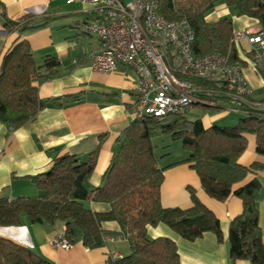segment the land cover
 <instances>
[{"label": "trees", "instance_id": "16d2710c", "mask_svg": "<svg viewBox=\"0 0 264 264\" xmlns=\"http://www.w3.org/2000/svg\"><path fill=\"white\" fill-rule=\"evenodd\" d=\"M219 2L238 16L257 19L264 29V0H159V11L167 19L189 21L195 34L194 55L219 53L228 56L231 62L240 61L232 41V19L223 17L209 21L206 18ZM2 9L0 2L1 14ZM4 26L20 32L33 27L28 20L22 23L7 17H4ZM60 65V59L55 56H47L38 64L26 39L17 42L3 56L0 121L9 132L34 120L48 105H63L79 99L78 95L49 99L39 96V84L58 74ZM255 101L264 103V98ZM248 110L241 112L244 117L234 126L214 123L205 127L201 119H189L187 112L163 118H136L118 137L119 148L113 154L101 184L94 188L88 182L99 146L86 160L77 154H57L47 171L31 177L39 190L36 197L0 198V226H19L22 216H27L31 223L63 222V234L69 243L81 242L87 248L95 249L105 244L103 223L115 221L130 252L118 258L109 255L106 264H180L176 242L166 236L150 238L149 226L165 224L190 241L209 231L219 242L223 240L220 220L201 202L193 187H188L190 207H164L161 203L165 170L176 164L190 163L210 197L223 202L234 195L242 200V211L229 225L231 260L264 264V243L255 201V194L261 187L257 173L263 164L254 162L245 166L238 162L247 148L250 134L256 138V151L264 155V106L249 107ZM154 131L180 140L186 157L161 166L160 159L169 153L157 154L152 142ZM249 175L252 178L246 180ZM91 200L108 203L110 209L94 211L85 203ZM0 264L55 263L35 249L0 235Z\"/></svg>", "mask_w": 264, "mask_h": 264}, {"label": "crops", "instance_id": "0c3cea01", "mask_svg": "<svg viewBox=\"0 0 264 264\" xmlns=\"http://www.w3.org/2000/svg\"><path fill=\"white\" fill-rule=\"evenodd\" d=\"M0 2L3 5V14L0 13V68L3 56L17 42L26 39L38 64L47 56L58 57L61 62L59 73L39 84V96L49 99L78 95L79 98L63 105L46 106L34 120L12 132L0 121V198L36 197L39 190L31 177L47 171L55 155L71 153L86 160L98 146L95 168L88 184L91 188L99 186L113 154L119 148L118 137L136 119V75L129 69L112 73L93 69L88 54L98 50L100 42L81 26L94 15L91 5L84 4L81 0ZM4 17L22 23L28 20L32 26L41 21H46V24L20 32L6 29ZM223 17L232 19L233 31H256L260 26L257 19L246 15L238 16L223 2L217 3L206 18L215 21ZM236 48L253 98L263 99L264 94L255 95L264 88V78L247 59L248 43L241 41ZM200 119L205 127H209L221 118L206 114ZM247 140V148L238 162L245 166L254 162L263 164L257 173L261 187L255 194V201L264 243V155L256 151L254 135H248ZM166 160H160L159 164L164 166L172 163ZM164 175L161 186L162 205L190 207L192 201L188 187H193L201 202L220 220L223 240L219 242L216 235L209 231L190 241L165 224L149 226L148 236L173 239L178 247L180 264H251L248 260L232 261L229 256V225L242 211V200L234 195L223 202L210 197L190 163L173 165L165 170ZM250 178L252 175L246 180ZM85 203L94 211L110 209V205L105 202L91 200ZM64 228L63 222L31 223L27 216H22L19 226H0V235L35 249L55 264H106L111 252H117L120 256L130 252L129 244L115 221L103 223L105 244L95 249L87 248L81 242L74 244L70 250L54 246L52 240L62 234Z\"/></svg>", "mask_w": 264, "mask_h": 264}, {"label": "built area", "instance_id": "2783aa9c", "mask_svg": "<svg viewBox=\"0 0 264 264\" xmlns=\"http://www.w3.org/2000/svg\"><path fill=\"white\" fill-rule=\"evenodd\" d=\"M81 1L94 11L82 29L100 42V48L88 54L93 69H129L136 75V118L185 113L193 105L219 106L226 114L263 108L264 103L253 98L241 62L219 53L194 55L191 24L167 19L159 11V0ZM232 41L236 46L248 43L247 59L264 78V29L233 31ZM52 244L73 247L63 233ZM110 255L120 257L117 252Z\"/></svg>", "mask_w": 264, "mask_h": 264}, {"label": "rangeland", "instance_id": "374dc122", "mask_svg": "<svg viewBox=\"0 0 264 264\" xmlns=\"http://www.w3.org/2000/svg\"><path fill=\"white\" fill-rule=\"evenodd\" d=\"M126 1V0H125ZM264 88L257 92L255 95H263ZM206 114L210 116H219L217 124L222 126H234L239 122V119L244 115L241 112L226 114L223 109L209 108L203 105H193L187 111V117L191 120L200 119ZM152 142L156 146V152L158 155L169 153L160 160H166V162H173L186 155V151L183 149L182 142L180 140H172L170 136L164 135L158 131L152 133Z\"/></svg>", "mask_w": 264, "mask_h": 264}, {"label": "water", "instance_id": "95a60500", "mask_svg": "<svg viewBox=\"0 0 264 264\" xmlns=\"http://www.w3.org/2000/svg\"><path fill=\"white\" fill-rule=\"evenodd\" d=\"M45 24H46V21H41V22L35 23V24L33 25V27H34V28H37V27H41V26H43V25H45Z\"/></svg>", "mask_w": 264, "mask_h": 264}]
</instances>
